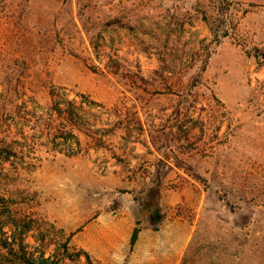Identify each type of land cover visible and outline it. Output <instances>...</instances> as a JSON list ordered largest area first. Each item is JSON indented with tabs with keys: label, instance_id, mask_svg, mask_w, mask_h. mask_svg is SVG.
Returning <instances> with one entry per match:
<instances>
[{
	"label": "rangeland",
	"instance_id": "obj_1",
	"mask_svg": "<svg viewBox=\"0 0 264 264\" xmlns=\"http://www.w3.org/2000/svg\"><path fill=\"white\" fill-rule=\"evenodd\" d=\"M0 264H264V0H0Z\"/></svg>",
	"mask_w": 264,
	"mask_h": 264
},
{
	"label": "trees",
	"instance_id": "obj_2",
	"mask_svg": "<svg viewBox=\"0 0 264 264\" xmlns=\"http://www.w3.org/2000/svg\"><path fill=\"white\" fill-rule=\"evenodd\" d=\"M138 233H139V229H134V232L132 234V239H131V242L132 243H135V241L137 240V237H138Z\"/></svg>",
	"mask_w": 264,
	"mask_h": 264
}]
</instances>
